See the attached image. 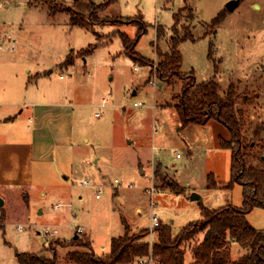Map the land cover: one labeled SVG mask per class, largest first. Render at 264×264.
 Returning <instances> with one entry per match:
<instances>
[{
  "label": "rangeland",
  "instance_id": "obj_1",
  "mask_svg": "<svg viewBox=\"0 0 264 264\" xmlns=\"http://www.w3.org/2000/svg\"><path fill=\"white\" fill-rule=\"evenodd\" d=\"M31 1L0 0V64L28 67L32 75L42 72V92L56 91L76 104L74 146L66 153L60 149L52 164L36 165L29 196L18 190L6 195V205L0 207V264H18L17 254L24 252L50 258L52 248L60 264H69V250H84L62 246L75 236L104 255L111 240L125 234L126 225L131 235L149 230L152 215L169 221L176 235L201 218L200 205H242V187L227 189L231 152L219 147V137L228 132L214 121L182 129L172 99L183 82L159 85L156 49L170 50L174 16L186 7L178 14L177 30L184 35L189 28L194 41L180 44L182 72L194 73L197 83L216 77L222 92L230 84L239 93L249 92L250 101L240 103L249 141L254 129L264 125V0H241L233 10L228 6L232 0H118L101 12L102 18L117 22L97 25L95 33L73 27L69 15L51 16L45 3ZM132 19L148 25L136 47L151 60L147 67L123 53L118 32L135 38L138 26L129 23ZM158 26L165 31L159 40ZM96 44L88 55L79 54ZM70 56L74 63L67 67ZM210 175L217 189H208ZM84 180L91 186L82 187ZM165 182L183 191L175 193ZM152 187L157 188L153 196L147 193ZM193 194L200 199L193 201ZM248 222L264 229V210L254 209ZM154 239L147 237L149 243ZM194 243L184 246L187 262ZM245 252L234 248L231 257L236 260Z\"/></svg>",
  "mask_w": 264,
  "mask_h": 264
},
{
  "label": "trees",
  "instance_id": "obj_2",
  "mask_svg": "<svg viewBox=\"0 0 264 264\" xmlns=\"http://www.w3.org/2000/svg\"><path fill=\"white\" fill-rule=\"evenodd\" d=\"M117 1L108 0L106 3L98 4L93 0H32L31 3L43 2L48 6L51 16L65 13L69 15L73 27L95 33V26L114 25L117 22L110 18H102L100 15ZM186 10L185 7L180 12ZM189 12L193 17L192 10ZM178 14L174 16L175 23L172 28L174 36L170 41V50L163 52L159 48L156 49L160 60L155 75L159 82L168 86L183 82L181 91L172 99L182 129L190 125H207L212 121L226 129L229 135L219 137V147L231 152V180L227 189H232L235 184L242 187V205H225L219 208L200 205L201 218L183 227L176 235L173 234L171 224L161 220L160 226L154 231L152 248L147 241L148 229L131 235L126 223L125 234L113 238L109 252L104 255L97 254L90 243L84 244L79 237H74L70 244L62 243V246L71 245L84 250H69V264H135L139 258L146 257L151 252L160 258L162 264H186L184 246L193 241L195 243L190 248L192 264H264V229H256L248 222V215L254 209L264 210V140L261 138L264 125H258L254 129L253 138L248 141L245 135L246 116L240 108V103L247 104L250 101L249 92L239 93L234 84H230L226 91L222 92L216 77L197 83L194 73L183 74V58L179 47L184 41H194V37L189 28L184 29V35L177 30ZM134 22L138 26L135 38L118 32L123 44V53L139 66L147 67L151 60L137 52L136 47L140 38L146 34L148 25L142 19L129 21L130 24ZM164 32V28L158 26V40L163 37ZM97 46L98 44L89 46L79 54L88 55ZM65 63L67 67L73 65L74 58L68 57ZM151 76L153 77V72L150 73L149 83ZM155 175L158 176V171ZM166 187L175 193L183 191L174 182L166 183ZM217 187L213 175H210L208 189ZM200 235H203L201 240ZM234 245L246 250L236 260L231 257ZM52 251L54 254L50 258L37 253H18L17 261L18 264H60L54 248Z\"/></svg>",
  "mask_w": 264,
  "mask_h": 264
},
{
  "label": "crops",
  "instance_id": "obj_3",
  "mask_svg": "<svg viewBox=\"0 0 264 264\" xmlns=\"http://www.w3.org/2000/svg\"><path fill=\"white\" fill-rule=\"evenodd\" d=\"M10 49L14 50L12 45ZM31 73L30 68L22 70L13 62L0 64V192L4 206L12 190L29 196L36 165L52 164L60 149L66 153L74 146L76 104L56 91L42 92L44 74ZM192 262V257L186 260V264Z\"/></svg>",
  "mask_w": 264,
  "mask_h": 264
},
{
  "label": "built area",
  "instance_id": "obj_4",
  "mask_svg": "<svg viewBox=\"0 0 264 264\" xmlns=\"http://www.w3.org/2000/svg\"><path fill=\"white\" fill-rule=\"evenodd\" d=\"M12 49H14V46H12ZM105 104H106V100H103V105ZM135 106L138 107L140 105L135 104ZM96 116H99V113H96ZM115 183H118V181L116 180ZM81 186L85 188L90 187L91 183L90 181L84 180L83 182H81ZM102 192H103V189L101 188V190H99L98 193L96 194L97 199H100ZM155 192H157V188L155 187H152L150 190H147V193H149L152 196ZM61 207H62V204H58L56 206V209H60ZM160 224H161V219L157 215H152L151 216V226H150L149 235H148L149 237H151L152 240L154 239V234H155L154 231L157 227L160 226ZM153 242H150L151 248H152ZM135 264H162V263H161L160 258L158 256H154L153 253L151 252L150 255L143 257V258H139Z\"/></svg>",
  "mask_w": 264,
  "mask_h": 264
},
{
  "label": "water",
  "instance_id": "obj_5",
  "mask_svg": "<svg viewBox=\"0 0 264 264\" xmlns=\"http://www.w3.org/2000/svg\"><path fill=\"white\" fill-rule=\"evenodd\" d=\"M240 2H241V0H232L231 2H229L228 6H229V8H230L231 10H233V9H235V7H236ZM191 199H192L193 201H195V200H199L200 197L197 196L196 194H193V195L191 196ZM3 206H4V201H3L2 198H0V207H3ZM167 223H168V222H167ZM77 237H78V236H75V238H77Z\"/></svg>",
  "mask_w": 264,
  "mask_h": 264
}]
</instances>
